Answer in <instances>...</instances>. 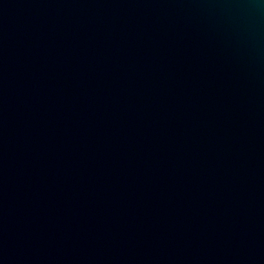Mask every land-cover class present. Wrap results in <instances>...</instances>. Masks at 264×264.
<instances>
[{"label": "water", "instance_id": "95a60500", "mask_svg": "<svg viewBox=\"0 0 264 264\" xmlns=\"http://www.w3.org/2000/svg\"><path fill=\"white\" fill-rule=\"evenodd\" d=\"M0 264H264V0H0Z\"/></svg>", "mask_w": 264, "mask_h": 264}]
</instances>
